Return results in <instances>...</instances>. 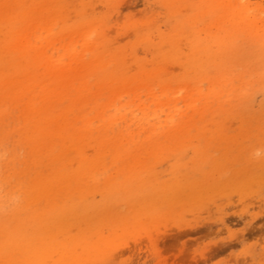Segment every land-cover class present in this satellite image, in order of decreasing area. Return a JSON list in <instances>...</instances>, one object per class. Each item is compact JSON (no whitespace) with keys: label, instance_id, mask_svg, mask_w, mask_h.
Segmentation results:
<instances>
[{"label":"rangeland","instance_id":"1","mask_svg":"<svg viewBox=\"0 0 264 264\" xmlns=\"http://www.w3.org/2000/svg\"><path fill=\"white\" fill-rule=\"evenodd\" d=\"M0 264H264V0H0Z\"/></svg>","mask_w":264,"mask_h":264},{"label":"clouds","instance_id":"2","mask_svg":"<svg viewBox=\"0 0 264 264\" xmlns=\"http://www.w3.org/2000/svg\"><path fill=\"white\" fill-rule=\"evenodd\" d=\"M256 155L257 156H260L261 155V152L259 150H257Z\"/></svg>","mask_w":264,"mask_h":264}]
</instances>
